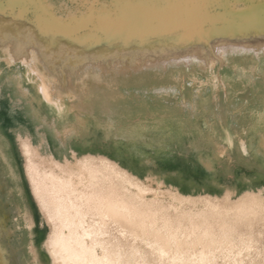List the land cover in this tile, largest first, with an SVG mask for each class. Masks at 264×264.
Returning a JSON list of instances; mask_svg holds the SVG:
<instances>
[{
	"label": "bare ground",
	"instance_id": "bare-ground-1",
	"mask_svg": "<svg viewBox=\"0 0 264 264\" xmlns=\"http://www.w3.org/2000/svg\"><path fill=\"white\" fill-rule=\"evenodd\" d=\"M0 19L7 22L0 23V92L4 77L17 72L10 90L32 99V109L39 107L63 137L81 124L78 111L105 107L110 117L130 114L131 99L148 94L127 89L129 81L164 73L159 88L166 90L163 86L185 84L187 73L180 72H195L192 64L223 66L227 52L264 54V0H0ZM25 24L32 30L27 34ZM63 41L85 57L65 73L46 61ZM101 81L110 88L107 100V94L92 97L90 88ZM249 82L219 73L202 91L259 95ZM157 90L155 95L168 94ZM22 131L16 143L41 225L51 226L45 241L51 264H264V258L249 256L256 246L253 224L264 223L260 193L228 192L223 200L184 195L154 179H136L110 162H88L75 152L57 158ZM240 146L246 152L243 142ZM1 160L14 179L6 154ZM18 200L11 194L12 206ZM2 201L0 192V245L7 248L2 264H18L17 251L2 237ZM16 211L13 225L23 243L28 219ZM109 222L132 242L108 240ZM238 224H246L247 232Z\"/></svg>",
	"mask_w": 264,
	"mask_h": 264
},
{
	"label": "crops",
	"instance_id": "crops-1",
	"mask_svg": "<svg viewBox=\"0 0 264 264\" xmlns=\"http://www.w3.org/2000/svg\"><path fill=\"white\" fill-rule=\"evenodd\" d=\"M136 81L124 85L127 89L140 88L139 94L148 95L131 99L130 114L110 117L105 107L96 113L91 108L78 111L81 124L64 137L63 130L39 107L32 109V99L21 94L18 99L10 97L9 102L21 122L34 125L32 132L27 126L22 132L41 141L57 158L70 152L106 158L136 179H154L189 196L221 197L227 192L237 196L264 187L261 94L229 96L223 90L214 95L212 89L202 91L204 81L200 79L175 87L169 84L166 90L154 85L156 80ZM8 85L12 84L3 85L0 97ZM90 90L93 98L103 94H107L104 99L109 97L110 88L102 81ZM155 90L168 94L155 95ZM18 129L15 134L21 132L22 124ZM5 145L0 131V150Z\"/></svg>",
	"mask_w": 264,
	"mask_h": 264
},
{
	"label": "rangeland",
	"instance_id": "rangeland-1",
	"mask_svg": "<svg viewBox=\"0 0 264 264\" xmlns=\"http://www.w3.org/2000/svg\"><path fill=\"white\" fill-rule=\"evenodd\" d=\"M1 22L3 21L0 19V23ZM6 24L7 22H3V25ZM24 26L25 27L22 28V31L24 33L27 34L32 31L27 24H25ZM33 42L34 45H36L34 39ZM90 57L92 58V56ZM126 60L131 61V59L129 58H127ZM46 61L51 63L52 65L57 66V68L60 69L62 73H65L66 71L74 69L79 64L84 63L85 57L83 55H80L77 51H75V46L68 45L63 41L55 51L53 58H49ZM191 68H197V69L195 72L191 70L180 72L181 74H183V72L187 73L186 76L187 81L197 77V79L203 80L205 83L206 80L211 79L220 73L221 77L223 78L234 77L237 79H245V82L247 84H251L249 82L251 81L253 85L254 84L256 85L253 86L254 88L252 87V90H256V91L258 90L259 94H261L262 98H264V54L260 55V57L257 58L253 54H239V53L227 52V54L224 57L223 66H220L219 62L217 61L215 65L212 67L208 66L205 63H198L197 65L192 64ZM15 74L17 75V72L13 71L10 73V78L8 77L10 80L7 78V76L4 77L3 75L4 77L3 82H6L5 84H10L11 80L12 79L14 80ZM163 74L164 73H159L158 75L156 74L153 77L145 76L140 79L145 82H149L152 80H160V82L156 81L153 84L162 86L163 84H161L162 82L161 79H163L164 77ZM175 78H180V77L178 75ZM13 87L14 85L7 87L5 89L6 94L1 95L0 97V131L2 132V136H4L7 141V145L3 146L2 151H0V192L3 193V201L1 203V215L3 217L2 237L5 243H9V245H6V247L12 246V249L17 251L16 260L18 264H51V260L45 246L46 245L45 241L47 240L48 235L51 231V226L48 225V227H46L41 225V215L39 212L38 200L34 196V192L26 178L24 172V160L22 159L21 152L19 151L18 145L16 143L15 132L19 131L18 129L19 125L22 124L21 131L25 129V127L27 126V130L30 132L33 131L34 125L30 124L29 122L26 123V120L25 121L22 120L23 122L22 123L20 116L18 115L19 113H16L17 111L14 108L12 109L11 103L9 102V98L12 97L13 99L15 98L18 99L19 96L21 95L20 90L18 89H16V91L10 90ZM206 89L207 91L205 92H209L211 90V87L208 88L206 87L205 90ZM10 91H12V94H10ZM255 104H256L255 101L252 102V105ZM253 111L255 112L254 109ZM4 154H6L7 158L9 159L10 163L13 166L14 179H11L9 177L7 168L1 160V155L3 157ZM84 157L88 162H94V163L100 162L102 165H105L106 162H110L106 158L95 157L92 155H84ZM110 163L114 164L112 162ZM115 167L119 169L121 172L127 173L123 169L119 168L117 165H115ZM4 181H6L7 184H4ZM13 182L16 183V187ZM154 188L157 189L156 186H154ZM162 189L163 191L165 190L164 188ZM259 190L263 191L264 187ZM259 190H254V191L256 194L260 193V195L264 198V191L259 192ZM227 193H225L221 197H214L208 195L205 196L210 198H215V200H223ZM11 194L17 200L19 199L15 206L11 205V201H10ZM18 208L25 213L28 219L27 222L29 228H28L27 236L25 237V241L23 243L17 241L16 236L19 234V232L17 229H15L13 225V219L17 214L16 210ZM113 224L114 223L112 222L106 224V231H107L106 236L108 240L114 241L115 239L116 240L118 239L123 242H132L131 240H129V238L127 239V241L124 240L122 235H125L124 234L125 232L119 227V225L117 224L113 225ZM254 224H253L254 227L253 235H255L254 239L256 240V244H255L256 246L251 250L252 252L250 253L249 256L250 258L255 257L258 261H261L262 258H264V223L261 222ZM261 224L263 225V227H261L262 226ZM238 226H239L238 227L239 231L243 230L247 232L246 224H242V225L238 224ZM254 249L255 250L257 249L256 253ZM5 251H7V248H5V244L4 246L0 245V264H2L4 261L3 259L5 258V254H4ZM221 262H220L221 264H225V263L228 264V262H224V261Z\"/></svg>",
	"mask_w": 264,
	"mask_h": 264
}]
</instances>
